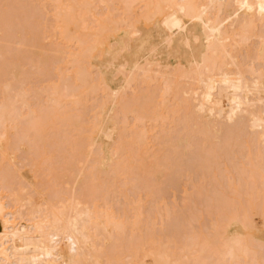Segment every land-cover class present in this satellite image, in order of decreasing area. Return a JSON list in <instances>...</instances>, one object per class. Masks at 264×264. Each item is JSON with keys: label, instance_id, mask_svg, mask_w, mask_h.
Masks as SVG:
<instances>
[{"label": "bare ground", "instance_id": "obj_1", "mask_svg": "<svg viewBox=\"0 0 264 264\" xmlns=\"http://www.w3.org/2000/svg\"><path fill=\"white\" fill-rule=\"evenodd\" d=\"M30 1L0 39L50 46V76L11 108V69L39 64L0 58V264H264V0Z\"/></svg>", "mask_w": 264, "mask_h": 264}, {"label": "rangeland", "instance_id": "obj_2", "mask_svg": "<svg viewBox=\"0 0 264 264\" xmlns=\"http://www.w3.org/2000/svg\"><path fill=\"white\" fill-rule=\"evenodd\" d=\"M7 1H9V2H7ZM14 1V3L16 4V6H23L25 3H26V7H29V5L30 4H32L31 3V1L29 0V2H28V0H0V2H2V3H0V14L1 13H3L4 12V10H5V8H7V10H5V11H11L12 9H14L15 7L13 6V7H11L12 5H15V4H13L12 2ZM28 2V3H27ZM20 4V5H19ZM2 5V6H1ZM11 5V6H10ZM28 5V6H27ZM8 6H10L9 8H8ZM30 6H32V5H30ZM81 8V9H80ZM87 10V8H86V6H84L83 5V7L82 6H80L79 8H78V12H75L74 13V18H77V16L79 15V14H81V12L82 11H84V10ZM2 10V11H1ZM76 9H74V11H75ZM81 10V11H80ZM8 11V12H9ZM80 11V12H79ZM79 13V14H78ZM84 13V12H83ZM19 18V19H18ZM20 20V21H18V23L16 22V20ZM11 21H13V22H10L11 24L9 25V27L12 25V27H10L9 28V31L8 32H6V33H10V31H13V29H14V32H16V33H18V34H16V35H14V37L13 38H19L18 36L19 35H21V34H23L25 31H24V29L22 28L23 27V24H24V21L23 22H21L22 21V18H20V17H17V18H12L11 19ZM18 24V26H16L17 24ZM81 20L79 21H77V23H76V25H75V29L74 30H78V28H80L81 26ZM13 26H16V27H13ZM21 26V27H20ZM80 26V27H79ZM18 27V29L20 30H18V29H16ZM22 28V29H20V28ZM8 30V28L6 29V31ZM16 30V31H15ZM22 32V33H21ZM21 33V34H20ZM2 39H0V41H1ZM14 41H17L16 39H13ZM14 41H13V43L12 42H10V41H7V40H2L0 43L1 44H3V45H5V47H7V48H5L3 45H1L2 47V49L4 50H6V51H0V52H3L5 55H1L0 54V58L1 59H4V58H9V59H14L15 61L17 60L16 59V57L17 56H23V55H29V56H31V54H32V57L33 58H35V60H38V61H36V62H38L37 64H39V66H38V68H36L37 66H33V68H32V65H29V64H27V63H25V62H20L21 63V67H20V64L19 63H16V65H17V67L15 66V67H13L12 69H11V76H12V80L10 79V75H9V79H7L8 81H6L7 83H8V86H10V90H9V92L12 90L14 93H13V95H11V104H10V106H12V105H14V107L15 106H18L19 104V102L17 103V101L16 100H13V98L15 97V99H17L16 98V93H18L17 91L19 90V92H21L25 87H31V85H36V86H38V85H41V83H43V79L45 80L46 78L45 77H47L48 78V76H50V68H48V70H47V67H49V66H47V64H48V62H47V64L45 65V62L48 60V56H50V53H49V51H51V49H50V46H42V47H40V46H38V43H37V40H35V39H33L32 41H29V45H27L26 47L27 48H24L22 45L21 46H19L16 42V44L14 43ZM33 41H36V42H33ZM2 42H4V43H2ZM32 42V43H31ZM37 43V47H36V44ZM6 44H7V46H6ZM10 44H12L13 46H11ZM32 44H33V46H32ZM8 45H10V46H8ZM15 45H17V47L15 46ZM35 46V47H34ZM4 47V48H3ZM9 47V48H8ZM13 47V48H12ZM29 47V48H28ZM34 47V48H33ZM43 47L45 48V49H43ZM0 48V50H2ZM14 49V50H12V49ZM17 48H22V49H17ZM9 49H11V50H8ZM25 49H27L26 51L28 52V53H23V52H26V51H24ZM29 49V50H28ZM43 49V50H42ZM47 49H50V50H47ZM23 50V51H22ZM47 50V52H45ZM13 52V53H12ZM39 52H41V53H39ZM18 53V54H17ZM19 53H22L21 55L19 54ZM46 53H47V56H46ZM52 53V52H51ZM14 54H16V56L14 55ZM36 54H37V57H36ZM40 54H45V55H41V56H39ZM49 54V55H48ZM15 57H14V56ZM11 56V57H10ZM42 57V58H41ZM39 58V59H38ZM41 58V59H40ZM44 58V60H43V62L42 63H44L43 65H41V61H42V59ZM16 62H19L18 60L16 61ZM25 63V64H24ZM45 65V66H44ZM24 66L25 67H28V68H24ZM44 68H43V67ZM98 68H101V67H99V66H97ZM23 70H22V69ZM29 68H30V70H29ZM41 68V69H40ZM43 68V69H42ZM20 69V70H19ZM45 69H46V71H45ZM103 69V68H102ZM102 69H100V71L102 70ZM13 70V71H12ZM22 70V71H21ZM34 72H33V71ZM40 70H43L42 72L43 73H46V74H43V77L41 76V71ZM97 73H98V69L96 68V69H94ZM93 70V71H94ZM15 71V72H14ZM17 71V72H16ZM28 71V72H27ZM31 71V72H30ZM35 71H36V73H35ZM37 71H39L38 73H37ZM45 71V72H44ZM33 72V73H32ZM49 72V73H48ZM19 73H21V74H19ZM47 73H48V75H47ZM97 73H91V75H92V77L93 76H95ZM17 74V75H16ZM14 75V76H13ZM18 76V78H17V80H16V78L15 77H17ZM24 76H26V77H28V78H26V77H24ZM34 76V77H33ZM38 76H40V77H38ZM35 77H37V78H35ZM90 77V76H89ZM88 77V78H89ZM92 77L91 78H89L90 80L92 79ZM15 78V79H14ZM43 78V79H42ZM20 79V80H19ZM24 79V80H23ZM28 79V80H27ZM31 79V80H30ZM37 80V81H36ZM42 80V82H40L39 83V81H41ZM14 81H15V83H14ZM36 82V83H35ZM38 82V83H37ZM22 83V84H21ZM30 83V84H29ZM34 83V84H33ZM20 84V85H19ZM29 84V85H28ZM38 84V85H37ZM18 85H19V87H18ZM22 85V86H21ZM26 85V86H25ZM66 85V82H63V86L61 85L59 88H58V90L59 89H61L60 91H58V93L60 92V94H58V95H63L62 97H68V94H67V92H68V90H69V95L71 96L72 95V89L74 88L72 85H70L69 83H67V86H69V87H71L70 89H69V87H67V86H65ZM23 86H24V88H23ZM15 87V89H13ZM19 89H18V88ZM21 87V88H20ZM65 87V88H64ZM23 88V89H22ZM17 89V90H16ZM64 89L66 90V91H64ZM16 90V91H15ZM33 92V91H32ZM64 92V93H63ZM72 92V93H71ZM76 92V91H75ZM61 93H63V94H61ZM10 94H11V92H10ZM18 94H20V93H18ZM17 94V95H18ZM64 94H66V96L64 95ZM30 95V94H29ZM28 95V96H29ZM32 95V96H31ZM30 95V97H28V96H26L25 97V101H27L28 100V103H30V102H32V104L33 103H35V104H33V105H35V106H37V108L38 109H40L41 107H43V109H41L42 111H45V109L44 108H46V109H48L46 106H47V101L46 102H44L45 101V97H42V96H40V97H37V96H35L34 94H31ZM34 96V98L33 99H28V98H31V97H33ZM37 97V98H36ZM42 98V99H41ZM35 99H38L39 101H37L36 102V100ZM35 100V101H34ZM30 101V102H29ZM42 101V102H41ZM40 102V103H39ZM46 103V104H45ZM17 104V105H16ZM31 104V103H30ZM108 104V105H107ZM108 107L109 106V108H106L104 111H103V113L105 112V115H106V113H109L108 111H110L111 110V107L112 106H110V101H108V103H106V105H105V107ZM13 106L11 107V108H14ZM107 111V112H106ZM103 113H102V115H103ZM64 129H67V128H65L64 127ZM63 129V130H64ZM65 131V130H64ZM69 130H67V132L65 131V133H69L70 135H71V133L73 132V133H75V131H72V132H68ZM63 134L64 133H59V136L61 135V136H63ZM44 136H45V138H44ZM41 139V140H40ZM39 139V141H38V146H36L35 144H34V146H35V148L36 147H38V149H36V152L37 153H35V155H37L38 153H39V156H41V153H43L42 152V147H43V149H45V150H47V148L49 149V150H54V152L55 151H57V152H59L58 150H60L59 149V145L57 144V143H55L54 145H55V149H53V147H54V145H52V142H53V140L49 137V138H47L46 137V135H42L41 136V138ZM49 140V141H51V142H49V143H47L48 141L47 140ZM45 142L47 143V146H48V144H49V147H52V148H49V147H45L46 146V144H45ZM41 145H43L42 147H41ZM58 145V146H57ZM63 145H65V144H60V148L62 149L64 146ZM33 146V147H34ZM57 148V149H56ZM67 149V151H69V148H66ZM39 151V152H38ZM62 152L64 151V149H62L61 150ZM60 151V152H61ZM57 152H55V156H56V154H57ZM66 152V151H65ZM70 152V151H69ZM68 152V154H70ZM20 153V152H19ZM28 153H30V152H28ZM64 153V152H63ZM63 153H61L60 155H58V156H60V158L61 159H64V158H62V156H63ZM67 153V152H66ZM32 154V155H31ZM31 154H29V156L27 155V154H19L18 155V157L16 158V161H17V166H22V169H25V170H27L28 168H30V169H32V167H30V164H31V166H32V162H33V158H35V155H34V153H31ZM22 155V156H21ZM24 155H26V156H24ZM31 155V156H30ZM66 155H64V157H65ZM20 157V158H19ZM29 157V158H28ZM32 157V161H30V158ZM57 157V156H56ZM56 157H54V159L56 158ZM68 157V155L66 156V159H65V161L68 159L67 158ZM25 158V159H24ZM24 159V160H23ZM56 160H58V159H56ZM26 161V162H25ZM65 161H64V163H65ZM24 162V163H23ZM58 162V161H57ZM60 162V161H59ZM55 163H56V161H55ZM60 163H63V162H60ZM56 164H58V163H56ZM58 167V166H57ZM55 168H53V170H54ZM62 170V172H59V173H64L65 171L63 170V169H60V171ZM64 171V172H63ZM75 172V174H76V176H75V174H70L69 176H71L70 178H69V180L66 182V180L65 179H68V178H66V177H64L65 175L64 174H66V173H64V174H62V176H61V174H58L59 176H58V179L60 180V181H62V179L65 181H62V184H60V181L57 179L56 181H53V185H54V187L56 186V188H54L55 189V191L56 190H58V192H56V193H61V196L62 195H69L68 193H71L69 196H71V195H73L74 193H75V188L77 187V185H76V187H75V185H72V184H74L75 182L77 183H79V181L81 180V178H83L82 176H81V174L79 173V171L78 170H75L74 171ZM79 174V175H78ZM79 176V178L77 179V177ZM112 175V173H110L108 176L110 177ZM73 176V177H72ZM76 178H75V177ZM81 176V177H80ZM62 177V179H60ZM123 177V176H122ZM72 178V179H71ZM71 179V180H70ZM75 179H77L76 181H75ZM109 180L111 179V177L110 178H108ZM73 180V181H72ZM57 181H59V182H57ZM72 183V184H70V182ZM54 182H55V184H54ZM66 183V184H65ZM77 183V184H78ZM57 184H59V186L57 185ZM67 184H70V185H68V187L66 186ZM64 185V186H63ZM58 186V187H57ZM74 186V187H73ZM58 188V189H57ZM70 188H72L73 190H71ZM63 189V190H62ZM63 191V192H62ZM69 191H71V192H69ZM73 191V192H72ZM44 194L46 193V192H43ZM42 193V195H44ZM73 193V194H72ZM38 195H36V197H37ZM40 196V195H39ZM183 196H185V195H183ZM185 202H187V200L186 199H184V198H182ZM182 200V201H183ZM183 201V202H184ZM253 219H254V228L252 229V231L255 233V234H258L259 236H261L262 238H264V219H263V217H260V215H254L253 216ZM204 222V221H203ZM202 222V224H201V228L202 229H207L208 230V232H210L211 230H212V228L210 227V225H208V224H210L209 223V221H205V222H207L206 224H204ZM194 222H192L191 223V228H192V231H193V229H194V232H199L200 230H201V228L199 227V230H198V225H199V223H195L194 225ZM206 225V226H205ZM256 225V226H255ZM200 226V225H199ZM204 226V227H203ZM206 227H208V228H206ZM256 227V228H255ZM210 229V230H209ZM207 230L205 231V232H207ZM212 232V231H211ZM220 240V239H219ZM206 258H208V259H206V261H208V262H210V260L212 259H210L209 257H206ZM148 261H150V259L148 258L147 259Z\"/></svg>", "mask_w": 264, "mask_h": 264}]
</instances>
